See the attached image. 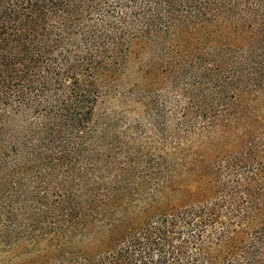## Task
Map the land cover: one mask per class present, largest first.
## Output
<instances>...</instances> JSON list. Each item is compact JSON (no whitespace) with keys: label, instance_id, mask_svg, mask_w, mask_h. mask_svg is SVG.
Segmentation results:
<instances>
[{"label":"trees","instance_id":"16d2710c","mask_svg":"<svg viewBox=\"0 0 264 264\" xmlns=\"http://www.w3.org/2000/svg\"><path fill=\"white\" fill-rule=\"evenodd\" d=\"M0 264H264V0H0Z\"/></svg>","mask_w":264,"mask_h":264}]
</instances>
